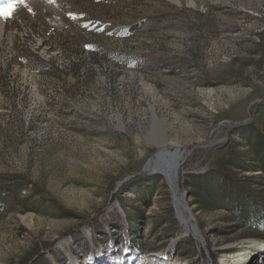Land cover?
<instances>
[{
    "label": "rangeland",
    "instance_id": "obj_1",
    "mask_svg": "<svg viewBox=\"0 0 264 264\" xmlns=\"http://www.w3.org/2000/svg\"><path fill=\"white\" fill-rule=\"evenodd\" d=\"M32 1L0 0V264H264V227L196 197L264 183L229 170L264 130V0ZM159 139L182 218L139 174Z\"/></svg>",
    "mask_w": 264,
    "mask_h": 264
},
{
    "label": "trees",
    "instance_id": "obj_2",
    "mask_svg": "<svg viewBox=\"0 0 264 264\" xmlns=\"http://www.w3.org/2000/svg\"><path fill=\"white\" fill-rule=\"evenodd\" d=\"M243 131L245 133L243 138L248 143L249 153L241 154L236 151L233 155L234 159L229 162V170L235 169L236 171L250 173L263 171L264 175V130L262 131V136L257 135V130L254 131L250 126L243 128ZM223 173L214 169L203 176V178H199L200 180L196 184L199 187L198 194H196V197H200L199 203L216 209L220 207L221 202L229 199L228 205L242 212V219L245 222H254L255 227L259 224L264 227V203L262 201V198L264 199V183L260 185L261 188L259 190H256L258 191V196L243 190V194L237 197L236 194L226 190L225 186L220 184L219 180L225 177ZM244 182H246L245 185L248 183L247 181ZM237 202H241L238 207Z\"/></svg>",
    "mask_w": 264,
    "mask_h": 264
},
{
    "label": "bare ground",
    "instance_id": "obj_3",
    "mask_svg": "<svg viewBox=\"0 0 264 264\" xmlns=\"http://www.w3.org/2000/svg\"><path fill=\"white\" fill-rule=\"evenodd\" d=\"M32 3L37 6L40 10H50L48 6L45 5L43 1L40 0H33ZM3 12L0 11V13ZM1 16V14H0ZM2 24V22H0ZM159 138V137H158ZM157 142V145H160V148L157 150V154L152 157V165L151 168L158 169L159 173L161 176L164 178V180L167 182V184H173L176 182V172L178 168V160L180 158L179 156V149H175L174 152H169L167 148H164L165 143L164 141L160 142V139ZM168 158V160L166 159ZM157 159V160H156ZM156 160L155 163L153 161ZM181 207V206H180ZM178 203L176 204V210H177V215L182 218L183 217V211L181 210ZM28 218V217H27ZM22 220L26 221L27 219L25 217L22 218ZM183 221V220H182ZM30 222V221H29ZM182 226H184L186 229L189 228L188 224L189 222H180ZM30 224V223H29ZM243 260V259H242ZM242 262V261H241ZM240 262V264H241ZM244 263V260L242 264Z\"/></svg>",
    "mask_w": 264,
    "mask_h": 264
},
{
    "label": "water",
    "instance_id": "obj_4",
    "mask_svg": "<svg viewBox=\"0 0 264 264\" xmlns=\"http://www.w3.org/2000/svg\"><path fill=\"white\" fill-rule=\"evenodd\" d=\"M157 154V153H156ZM152 158L148 160V162L146 163V165L143 167V169L139 172V174H150V173H154V174H158V175H161L158 171V169H153L151 168V165H152ZM170 190L172 191V194H173V199H174V204L176 205L178 202V199L176 197V182H174L172 185L169 184L168 185Z\"/></svg>",
    "mask_w": 264,
    "mask_h": 264
},
{
    "label": "snow or ice",
    "instance_id": "obj_5",
    "mask_svg": "<svg viewBox=\"0 0 264 264\" xmlns=\"http://www.w3.org/2000/svg\"><path fill=\"white\" fill-rule=\"evenodd\" d=\"M19 2L23 3V0H19ZM50 2H51V0H50ZM11 8H12V5H9L8 9L4 10L0 14L4 15L5 17H7L10 14ZM86 47H88V45H86Z\"/></svg>",
    "mask_w": 264,
    "mask_h": 264
}]
</instances>
